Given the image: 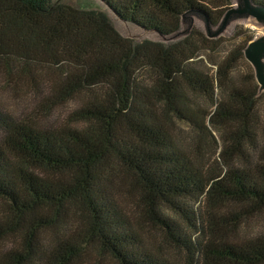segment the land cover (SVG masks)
I'll return each instance as SVG.
<instances>
[{
  "label": "trees",
  "instance_id": "obj_1",
  "mask_svg": "<svg viewBox=\"0 0 264 264\" xmlns=\"http://www.w3.org/2000/svg\"><path fill=\"white\" fill-rule=\"evenodd\" d=\"M99 2L0 0V67L47 88L63 111L78 104L56 126L0 110V264H76L88 247L115 264H171L143 251L149 224L204 264H264V90L244 58L252 38L222 52L223 38L196 28L159 41L113 25L167 38L186 13L217 25L232 0ZM207 138L213 159L197 148ZM206 201L203 246L163 209L190 222L189 207ZM227 203L241 220L215 232ZM248 221L255 232H242Z\"/></svg>",
  "mask_w": 264,
  "mask_h": 264
},
{
  "label": "rangeland",
  "instance_id": "obj_2",
  "mask_svg": "<svg viewBox=\"0 0 264 264\" xmlns=\"http://www.w3.org/2000/svg\"><path fill=\"white\" fill-rule=\"evenodd\" d=\"M59 2L66 3L80 9L103 10V6L99 0H59ZM235 2V0H232V6H235ZM205 22L206 19L199 15L191 14L186 16L182 20L181 28L178 32H176L178 34L175 38L177 39L185 36L193 28H196L206 34ZM113 25L123 35L131 36L136 40H141L143 38H151L159 41L166 40L165 37H161L155 33H148L144 30H136L133 27H126L127 25L124 26V24L119 21H113ZM261 36H264V25L258 23L251 16H247L239 17L230 21L218 37L223 38L224 44L221 50L222 52L224 50L226 52L228 49L231 50L235 45H238L240 42L246 40L247 37L254 40ZM175 38H171V35L167 37V39ZM246 62L248 63L247 60ZM249 66L252 69L250 64ZM242 67L244 66H241V69ZM244 69V73L248 72L246 66ZM46 96L47 88L44 89L43 94H40L27 79L22 78L19 82H15L13 76L0 67V110L2 112L24 119L34 118L36 122H40L45 126H56L63 124L68 119L69 114L78 107V104L74 102H66L63 104L65 110L63 111V108H60L59 105L49 101ZM197 148L200 149L202 154L212 159L217 154L215 145H213L208 138L200 139V143L197 145ZM118 199L127 211H131L132 207L127 198L118 197ZM3 203L4 201L0 199V214L2 212ZM207 204L208 203L206 201L204 203H196L195 205H191V207H189V212H191L192 217V221L190 222L165 208L163 210L185 231L187 239L191 240L193 244L200 243V245L204 246L206 245L205 243L207 241V237L213 234L209 229V225L211 223L208 222L207 218ZM236 209L237 207L231 203L222 204V206H220L217 210L216 217L212 221L215 232L220 231L219 229L224 227L232 229L235 222L241 220L240 216L235 213ZM194 213L200 215L199 220H196ZM80 220L82 221V218ZM189 223H193L196 228L190 226ZM258 226V221L245 222L242 227V232L253 233L257 230ZM221 234L222 232L218 235ZM142 236V243L144 246L143 251L156 256L158 259L167 260L171 264H204L200 261L201 259H204L203 256L201 258L200 255L195 256V254L187 252L182 247H174L164 239L162 232L151 224L147 226L145 232L142 233ZM7 240L8 241L3 242V247H10V244H12V238H7ZM216 262L217 264H225L218 260H216ZM76 264H115V262L109 255L88 247L81 261Z\"/></svg>",
  "mask_w": 264,
  "mask_h": 264
},
{
  "label": "water",
  "instance_id": "obj_3",
  "mask_svg": "<svg viewBox=\"0 0 264 264\" xmlns=\"http://www.w3.org/2000/svg\"><path fill=\"white\" fill-rule=\"evenodd\" d=\"M235 6L228 8L217 25L211 24L205 14L196 12L186 13L182 20L188 15H199L206 19V36L209 38L218 37L226 28L230 21L239 17L251 16L258 23L264 25V6L257 5L252 0H235ZM178 33L171 35V38L177 37ZM167 39V38H166ZM244 58L251 65L254 78L259 85L260 90H264V36L250 41L244 49Z\"/></svg>",
  "mask_w": 264,
  "mask_h": 264
}]
</instances>
